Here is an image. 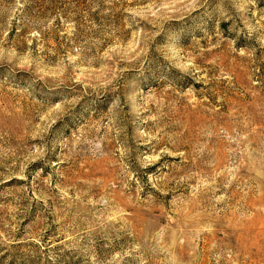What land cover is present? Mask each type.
Wrapping results in <instances>:
<instances>
[{"label":"rangeland","instance_id":"374dc122","mask_svg":"<svg viewBox=\"0 0 264 264\" xmlns=\"http://www.w3.org/2000/svg\"><path fill=\"white\" fill-rule=\"evenodd\" d=\"M0 264H264V0H0Z\"/></svg>","mask_w":264,"mask_h":264}]
</instances>
